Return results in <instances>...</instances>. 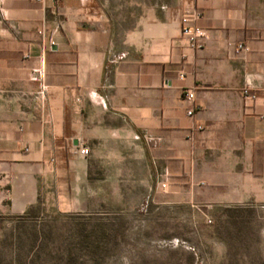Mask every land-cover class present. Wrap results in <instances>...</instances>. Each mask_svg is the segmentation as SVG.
<instances>
[{"label": "crops", "instance_id": "crops-1", "mask_svg": "<svg viewBox=\"0 0 264 264\" xmlns=\"http://www.w3.org/2000/svg\"><path fill=\"white\" fill-rule=\"evenodd\" d=\"M126 157L170 203L264 204V0H0V211Z\"/></svg>", "mask_w": 264, "mask_h": 264}, {"label": "rangeland", "instance_id": "rangeland-1", "mask_svg": "<svg viewBox=\"0 0 264 264\" xmlns=\"http://www.w3.org/2000/svg\"><path fill=\"white\" fill-rule=\"evenodd\" d=\"M112 160L101 173L116 180L87 196L72 181L68 202L0 211V264H264V204L170 203L140 163Z\"/></svg>", "mask_w": 264, "mask_h": 264}, {"label": "built area", "instance_id": "built-area-1", "mask_svg": "<svg viewBox=\"0 0 264 264\" xmlns=\"http://www.w3.org/2000/svg\"><path fill=\"white\" fill-rule=\"evenodd\" d=\"M202 15L199 12H195L192 16H185L182 19V33L185 37L188 38L191 46L195 49H201L204 44V39L206 37L205 31L195 24L199 19H201ZM237 50L239 52L248 50V47L241 43L238 45ZM244 97L246 100H256L257 96L255 94H252L249 92L248 89H245L243 91ZM186 98L190 101L194 100L195 98V92L193 90H189L186 92ZM195 112L194 108H191L188 111L189 115H193ZM73 152L82 156H88L90 153V148L87 145L79 144L77 146L73 147ZM166 184H163V187H165Z\"/></svg>", "mask_w": 264, "mask_h": 264}]
</instances>
